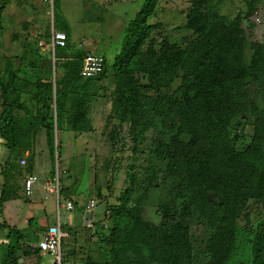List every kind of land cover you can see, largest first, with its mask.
<instances>
[{"label":"trees","instance_id":"trees-1","mask_svg":"<svg viewBox=\"0 0 264 264\" xmlns=\"http://www.w3.org/2000/svg\"><path fill=\"white\" fill-rule=\"evenodd\" d=\"M246 1L249 17L257 0ZM5 6L0 4V27ZM157 6L158 0H145L127 24L111 70L112 143L126 128L135 152L148 139L149 145L142 150L146 165L131 166L119 203L107 205L105 217L112 223L98 221L93 228L103 264H236L232 258L245 241L250 258L237 264H264V218L251 222L248 212L252 203L264 207V42L249 39L241 12L228 18L213 0H191L183 41L168 35L159 40L153 33L159 23L150 21ZM62 21L67 44L55 48V76L48 51L37 53L40 34L24 44L37 57H0V136L23 151L33 148L44 129L53 177L60 132L94 129L96 94L90 86L109 70L105 61L99 75L83 81L86 51L74 47ZM152 203L158 223L144 216ZM198 227L207 234L200 244L193 242ZM13 231L15 238L24 235ZM17 241L7 246L2 264H19V255L24 257ZM86 261L101 264L87 253Z\"/></svg>","mask_w":264,"mask_h":264},{"label":"rangeland","instance_id":"rangeland-1","mask_svg":"<svg viewBox=\"0 0 264 264\" xmlns=\"http://www.w3.org/2000/svg\"><path fill=\"white\" fill-rule=\"evenodd\" d=\"M93 1L55 0L57 13L55 21L52 13L49 14L51 11L49 5L47 6L44 0H0V4H5L8 7L4 13L5 17L3 15L1 21L0 51L11 53V51L25 49L26 39H31L37 34L41 35L40 39L47 41L50 37L52 21L57 28H61V20H63L62 23H69L75 34L71 36V41L77 43L74 47L84 49L86 53L102 54L105 56V61L109 67L108 76L103 80L93 81L90 86L91 91L96 94L92 101L91 111L94 129L85 133L82 132L81 135L78 134V144L70 143L69 140L62 142L59 162L55 151L56 177L52 176V180L57 186H61L62 179H64L70 184L71 190H81V193L74 197L76 200L74 207L69 209L63 206L67 201L69 192L61 193L59 204L56 192H49L45 189L37 191V196H43L47 205V211L44 214L45 219H47L46 222L54 224L60 221L62 229L67 231L68 234L63 236L62 240L64 257L67 258V254L75 250L76 264L85 263L86 253L90 254L91 261H101L103 264L96 237L92 235L94 227H89L84 222L86 209L83 203L91 198L97 199L95 216L99 222L106 221L110 225L112 220L107 221L105 217L107 205L119 203L121 194L129 184L127 173L131 166L146 165L147 155L142 150L147 152L149 145L148 139L144 143L142 142L139 147L140 150L135 152L134 141L126 128H121L118 142L112 143L110 134L115 130L116 124L115 121L107 119L111 107L110 93L115 85L111 72L115 56L121 51L125 27L142 8L145 0H98L101 1V6L96 2L93 3ZM213 1L228 18H233L241 12L246 17L243 20V27L249 39L264 42V0L256 1L254 12L249 17L246 16L248 11L246 0ZM190 3L191 0H158L157 10L150 17V21L159 23V26L153 30L154 35L159 40L168 35L172 39L183 41L189 35V30L184 24ZM6 13H9L10 16L7 17ZM93 13L98 15L99 22L92 18ZM257 16L260 20L256 19ZM25 18L26 20H24ZM45 33H48L46 35L48 38L42 37ZM45 51H48L53 62L54 55L50 47L46 48ZM248 131H252L251 126L248 127ZM18 157L19 152L12 153V173L10 175L0 174V183L5 181V176L10 177L13 184L18 183L23 175L29 171L28 166L16 162ZM36 170L40 175L45 174V171L43 172L40 168ZM44 177L42 176L43 180ZM248 212L251 222L264 218L262 205L252 203ZM144 216L155 223L161 220L154 203L147 204ZM244 218L241 219L242 224L247 223V219ZM37 220L39 221V218ZM2 221L3 218H0V223ZM36 226L38 230L33 232L37 235L43 234L46 230L38 222ZM12 233L10 227L0 229V239L3 237L6 241V244L0 243V264H2L7 245L18 246L17 238ZM206 236L204 229L195 228L193 242L200 244L206 239ZM242 240H244L243 237L240 241ZM21 249H24V245L21 246ZM249 251L246 241L239 242L231 262L236 264L247 262L250 258ZM24 258V261L28 260V256ZM51 263L53 260L50 256H46V259L44 257L43 264Z\"/></svg>","mask_w":264,"mask_h":264},{"label":"crops","instance_id":"crops-1","mask_svg":"<svg viewBox=\"0 0 264 264\" xmlns=\"http://www.w3.org/2000/svg\"><path fill=\"white\" fill-rule=\"evenodd\" d=\"M94 2L98 3V5L101 6V1L94 0L93 3ZM46 5L48 6L47 3ZM7 9L8 7L5 6L4 13L7 11ZM49 14H51V11L49 12ZM3 15L5 17V14ZM6 16L9 17L10 14L6 13ZM97 16L98 15L96 13L92 14V18L97 19V21L99 22L100 20ZM24 20H26V18ZM68 26L70 29L71 36L75 35L72 29L70 28L69 23H68ZM72 43L74 45H77L75 41H72ZM45 50L46 49L41 48V50L37 53L39 55L43 53H47V51ZM18 54L20 55L27 54L28 56L32 55L34 58L38 56V54H36L35 52L25 51L24 49L18 50V51H11V53H9L8 51H5V53L3 51H0V57H2L3 55L13 56V55H18ZM54 61L55 59L53 60V62ZM54 66H55V62L53 63V72H54ZM1 110H2V104H1V91H0V112ZM21 114L24 115L23 112H21ZM57 136L58 135L56 132V142L58 141ZM60 136H61L60 138L62 139L63 143L68 140L70 143L72 142L73 144L79 143L78 137H77L78 135L73 130L64 129L60 132ZM15 151L19 152V157H18V160H16V162L21 165L28 166L29 171L23 175L22 179L18 183L15 182L13 184L12 183L13 181H11V178L8 176H5L6 177L5 181L0 183V218H3V221L0 223V229H3L4 227H10V229L13 232L12 233L13 236H15L13 229H18L19 231H21L24 234L23 237L18 238L16 236V238L17 240L18 239L20 240L19 242L20 244L24 245L23 250L26 251L24 257L28 256V260L24 261L25 264H43L44 257L45 259H46V256H50L51 259L52 257L47 252L40 250V248L38 247V240L42 236L45 235L49 226H52L57 223L48 224L46 222L47 219H45L44 214L47 211V205L44 202L43 196L41 195L37 196V193H38L37 191H43V189H45V190H48L49 192H54V193L56 192L58 196L59 204H60L61 193L69 192V194L67 195V201L72 200L73 204L75 205L76 200L74 197L75 195H79L81 193V190L80 191H78V189L71 190L70 184L67 183L64 179H62L63 182L61 183V186L60 185L57 186V184L53 182L52 180L53 158L51 154V149L47 142L46 132L44 129H39L38 132L36 133L33 148H26L23 151L19 147H15V148L8 147L5 144L4 139L0 136V174L4 173L5 175L7 174L10 175V173H12L13 167L11 163L13 161V158L11 157H12V153ZM23 158L26 159V164L21 163V160ZM39 168L43 170V172L45 171V174H42V173H41L42 175L38 174L36 169H39ZM32 173L37 174L39 179L34 184L33 193L31 195H27L25 193V179L29 174H32ZM42 176H45L44 180ZM5 190H8L7 192L10 195L6 198V200L1 202L2 197H3V192ZM89 200H86L83 203V205L85 206V209H86V205ZM63 206H66V203L63 204ZM37 218H39V221L37 220ZM37 222L40 225H42L41 227L43 229H46L44 233L41 235H37L36 233L33 232L35 230H38L37 229L38 227L36 226ZM84 222H85V219H84ZM86 225L88 226V224ZM61 228H62V224H61ZM63 231L66 233V235L68 234L66 230H63ZM28 240L30 241L27 242ZM0 243L6 244L5 238L1 237ZM73 252L71 251L70 253L67 254V259L71 261L73 264H76V261H77L76 251L73 250ZM84 264H88V262L85 261Z\"/></svg>","mask_w":264,"mask_h":264},{"label":"built area","instance_id":"built-area-1","mask_svg":"<svg viewBox=\"0 0 264 264\" xmlns=\"http://www.w3.org/2000/svg\"><path fill=\"white\" fill-rule=\"evenodd\" d=\"M54 1L55 0H44L45 3H47L51 9L52 17H54ZM257 20H260L259 16L256 18ZM52 27L50 31V37L47 41H44L43 39L39 40V45L43 48H49L53 52L56 47L66 46L67 44V33L60 28H57L54 25V21H52ZM82 69H81V75L83 79H87L90 77H94L99 75L104 68L105 64V58L102 54L99 53H85V55L82 58ZM22 164H26V159L23 158L21 160ZM39 177L37 174H29L25 179V193L27 195H31L33 193V187L34 184L38 181ZM51 189V188H50ZM73 201L68 200L66 202V206L68 208L73 207ZM97 205V199L92 198L88 201L86 205V210L90 211L93 210L94 214L92 218H88L87 224L90 227H95L96 222H98V219L95 216V207ZM66 233L61 228V222L59 221L57 224H54L52 226H49L47 232L44 236H42L38 240V247L40 250L47 252L51 255L53 264H73L71 261H69L67 258L64 257L63 253V247H62V240L63 236H65Z\"/></svg>","mask_w":264,"mask_h":264},{"label":"water","instance_id":"water-1","mask_svg":"<svg viewBox=\"0 0 264 264\" xmlns=\"http://www.w3.org/2000/svg\"><path fill=\"white\" fill-rule=\"evenodd\" d=\"M54 76H55V66H54ZM56 145H57V142H56ZM93 214H94L93 210H90V211L86 210L85 211V224H87L88 218L93 217ZM102 226H104V224ZM19 264H25L24 259L21 255H19Z\"/></svg>","mask_w":264,"mask_h":264}]
</instances>
